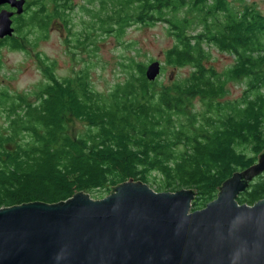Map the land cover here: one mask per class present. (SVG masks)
<instances>
[{
    "label": "trees",
    "instance_id": "obj_1",
    "mask_svg": "<svg viewBox=\"0 0 264 264\" xmlns=\"http://www.w3.org/2000/svg\"><path fill=\"white\" fill-rule=\"evenodd\" d=\"M84 2L86 31L74 34V0H25L0 52H26L54 20L71 37L66 43L95 49L100 34L118 40L134 26L161 24L173 41L164 68L188 74L149 81L147 66L131 57L121 64L123 81L98 92L88 69L63 79L53 61L38 55L42 82L34 90L0 89V208L57 203L80 191L101 199L132 179L156 192L193 189L191 210L203 209L264 149V14L241 0ZM214 51L231 65L216 68ZM260 199L264 173L237 202Z\"/></svg>",
    "mask_w": 264,
    "mask_h": 264
},
{
    "label": "water",
    "instance_id": "obj_2",
    "mask_svg": "<svg viewBox=\"0 0 264 264\" xmlns=\"http://www.w3.org/2000/svg\"><path fill=\"white\" fill-rule=\"evenodd\" d=\"M25 0H0V39L13 35ZM158 61L146 79L160 74ZM257 162L235 172L203 209L191 210L193 189L156 192L132 179L93 199L77 192L57 203L0 208V264H264V199L239 204L264 173Z\"/></svg>",
    "mask_w": 264,
    "mask_h": 264
},
{
    "label": "rangeland",
    "instance_id": "obj_3",
    "mask_svg": "<svg viewBox=\"0 0 264 264\" xmlns=\"http://www.w3.org/2000/svg\"><path fill=\"white\" fill-rule=\"evenodd\" d=\"M85 0H74V24L72 31L79 33L85 29V22L89 20L81 9ZM231 2L237 0H228ZM244 3L256 6L264 14V0H241ZM237 3V2H236ZM80 4V5H79ZM79 5V6H78ZM87 7V6H86ZM63 25L54 20L48 27L47 35L37 40L29 41L27 51L10 50L3 48L0 52L2 66L0 67V89L17 94L32 91L42 82V73L37 56L40 55L53 61L56 65L55 74L60 78L72 75L74 71L88 69L92 86L98 92L108 91L114 84L122 82L125 78L124 68L121 64H127L133 57L137 62L145 66L154 61L160 63V74L156 77L159 81H167L188 74L187 69L174 70L164 68V51L172 46L173 41L166 34L161 24L151 26H134L129 28L122 39L114 36L100 34L95 38L96 49L91 45L79 46L76 42L66 43L67 31ZM99 34V33H98ZM31 37V39H33ZM80 41H85L84 36ZM122 43V44H121ZM93 50L91 53L90 50ZM214 66L219 70L231 65L226 55L214 51ZM164 69V71H163ZM162 72H164L162 74ZM232 96H238L241 92L237 86H232ZM0 118V122H2ZM154 190V187H151Z\"/></svg>",
    "mask_w": 264,
    "mask_h": 264
},
{
    "label": "flooded vegetation",
    "instance_id": "obj_4",
    "mask_svg": "<svg viewBox=\"0 0 264 264\" xmlns=\"http://www.w3.org/2000/svg\"><path fill=\"white\" fill-rule=\"evenodd\" d=\"M4 9H7V10H10V11H13V10H11V9H8V7H4Z\"/></svg>",
    "mask_w": 264,
    "mask_h": 264
}]
</instances>
